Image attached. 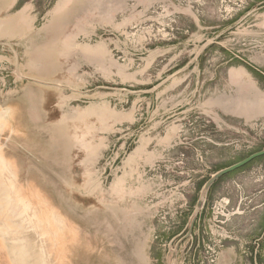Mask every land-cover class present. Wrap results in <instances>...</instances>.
I'll list each match as a JSON object with an SVG mask.
<instances>
[{
  "label": "rangeland",
  "instance_id": "374dc122",
  "mask_svg": "<svg viewBox=\"0 0 264 264\" xmlns=\"http://www.w3.org/2000/svg\"><path fill=\"white\" fill-rule=\"evenodd\" d=\"M33 2L0 24V264L38 242L48 264H171L204 184L264 150V0ZM261 205L264 157L211 188L185 264L239 236L264 264Z\"/></svg>",
  "mask_w": 264,
  "mask_h": 264
},
{
  "label": "water",
  "instance_id": "95a60500",
  "mask_svg": "<svg viewBox=\"0 0 264 264\" xmlns=\"http://www.w3.org/2000/svg\"><path fill=\"white\" fill-rule=\"evenodd\" d=\"M264 157V150L256 152L252 155H250L249 157L245 158L244 160L231 165L227 168H224L220 171H218L217 173H215L203 186L202 190H201V194L200 197L197 201V204L195 206V209L192 213L190 222L187 226V228L185 229V231L183 233H181L177 239V243L175 245V248L172 250V261L171 264H178L179 261V251L181 246L193 236V232L195 229V226L197 224V221L200 217V214L204 208V205L206 203L208 194L211 190V188L223 177H225L226 175L233 173L245 166H247L248 164H250L251 162Z\"/></svg>",
  "mask_w": 264,
  "mask_h": 264
},
{
  "label": "crops",
  "instance_id": "0c3cea01",
  "mask_svg": "<svg viewBox=\"0 0 264 264\" xmlns=\"http://www.w3.org/2000/svg\"><path fill=\"white\" fill-rule=\"evenodd\" d=\"M23 4H25V6L18 10L17 8ZM33 4H34L33 0H0V24L1 23L4 24L5 20H14V21L20 20L22 13H24L25 11H31L30 15L32 13H35ZM258 208L262 209L264 208V205H261ZM244 240L245 238H242L240 242V236H239L237 238L238 248L236 250L232 249L229 252L222 251L217 253L215 258L217 262L216 264H245L244 255L246 250V243ZM182 257H183L182 254H180L178 264H185L184 258Z\"/></svg>",
  "mask_w": 264,
  "mask_h": 264
},
{
  "label": "bare ground",
  "instance_id": "6f19581e",
  "mask_svg": "<svg viewBox=\"0 0 264 264\" xmlns=\"http://www.w3.org/2000/svg\"><path fill=\"white\" fill-rule=\"evenodd\" d=\"M16 199V195H8L6 197V203H12L14 200ZM25 201L24 199H21V203ZM25 210V215H24V219H30L31 221L35 222L37 220L38 215L37 214H30V211L28 208H24ZM39 222V221H38ZM6 225V224H5ZM6 227V226H4ZM8 234H10V232L6 231L4 233V236H7ZM36 248H37V257H36V261L38 264H48V253L46 251V247L45 245H43L42 243L38 242L36 243ZM24 250L23 248L20 247H16V249H14L13 251V258L16 264H24Z\"/></svg>",
  "mask_w": 264,
  "mask_h": 264
}]
</instances>
